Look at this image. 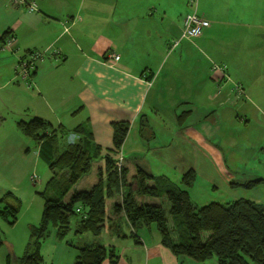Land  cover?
Listing matches in <instances>:
<instances>
[{
	"label": "crops",
	"instance_id": "crops-1",
	"mask_svg": "<svg viewBox=\"0 0 264 264\" xmlns=\"http://www.w3.org/2000/svg\"><path fill=\"white\" fill-rule=\"evenodd\" d=\"M168 2L37 0L38 11L31 13L17 0H0V93L12 92L20 101L24 121L39 116L54 129L68 132L87 124L102 147V156L114 149L112 123L129 122L122 147L128 181L138 168L175 184L177 178L181 183L183 175L193 171L192 200L199 175L213 181L216 189L217 181L232 184L236 173L253 162L263 168L255 170L259 172L251 181L264 185V142L259 147L238 135L250 122L246 112L238 110L240 100L244 99L242 106L254 103L241 82L232 91L224 83L227 73L212 71L210 55L201 50L191 55L183 45H204L217 25L229 20L217 18V3L215 11L202 8L201 16L210 25L200 38L182 39L184 23L173 19ZM6 32L11 34L8 38L17 40L11 52L2 48ZM32 51L44 57L36 62L30 84L16 75L20 61ZM111 52L120 55V60H111ZM68 135H73L70 142L79 139ZM240 142L249 146L248 153L238 150ZM97 160L98 170L102 169L104 159ZM113 221L108 220L98 237L106 236L104 246L117 250L118 264H218L214 259L197 263L176 257L162 245L159 231L152 226L137 232L140 243H136L129 237L133 228L125 216L116 221L120 235L111 230ZM52 236L50 246L57 251L62 243L56 242V232ZM78 254L72 252L66 263L57 264H73Z\"/></svg>",
	"mask_w": 264,
	"mask_h": 264
},
{
	"label": "trees",
	"instance_id": "trees-1",
	"mask_svg": "<svg viewBox=\"0 0 264 264\" xmlns=\"http://www.w3.org/2000/svg\"><path fill=\"white\" fill-rule=\"evenodd\" d=\"M21 6L25 8L26 5ZM9 35V32L4 34L2 44ZM30 53L33 51L27 54L28 57ZM35 74L34 69L25 82L30 83ZM112 128L114 149L102 156V147L95 142L87 124L68 132L62 127L54 129L51 123L39 116L18 123L20 132L39 145L40 155L49 163L52 175L44 191L39 193L45 200L42 218L38 226L30 227L24 256L17 257L9 243L10 252L5 264H47L42 254L43 242L50 237L52 230L56 232L58 241H65L72 232L74 217L78 219L76 234L89 233L98 237L110 218L115 223L111 230L120 235L116 221L122 216L132 226L129 237L136 243H140L137 236L140 229L155 225L162 245L178 258H189L197 263L216 258L218 264H264L263 204L241 198L225 204L211 202L195 207L189 193L196 180L193 171L183 175L180 185L165 176H153L141 168L128 181L124 160L121 170L115 163L130 131V123L114 122ZM70 133L79 139L61 148L62 136ZM99 158L104 159L105 165L98 170L97 182L89 189L72 192L80 179L90 172L93 161ZM255 182L259 181H251L246 186L253 187ZM161 196L168 199L169 211L159 204L139 202L137 198ZM9 198L15 197L11 193L5 195L2 202L6 207L0 209V217L14 225L20 201L15 198L18 207H14L7 202ZM111 199L115 201L109 209L108 201ZM204 233L210 235L204 238ZM4 244L6 241L0 236V248ZM71 245L79 252L74 264L119 263L120 255L114 247Z\"/></svg>",
	"mask_w": 264,
	"mask_h": 264
},
{
	"label": "rangeland",
	"instance_id": "rangeland-1",
	"mask_svg": "<svg viewBox=\"0 0 264 264\" xmlns=\"http://www.w3.org/2000/svg\"><path fill=\"white\" fill-rule=\"evenodd\" d=\"M215 4L218 5L219 11L217 18L219 20H229V22L227 24L219 23L216 32L211 33L210 37L205 39L204 45L199 44L198 47L194 43L187 42L190 43L189 45L183 43L184 46L186 45L185 52L192 55V52L201 50L203 53L210 55L212 71L215 67L222 68L228 76L224 83L231 86L232 91H236L238 83L241 82L246 94L254 103L252 105L259 111L252 107L250 103L242 106L244 99L240 100L241 106L238 110L246 112L250 122L248 126H244L240 130L238 135L247 136L252 140V143L259 144L260 147L261 142H264V0H199L197 13L201 16L202 8L215 11L213 9ZM168 5L172 9L173 19L181 23L182 21L184 23L185 18L189 14H193L196 9L191 0H169ZM182 48L183 46L179 50ZM3 51L11 52L4 48ZM187 63V66H189L191 62L188 60L185 64ZM16 76L18 78V75ZM216 88L220 87L216 86ZM227 90L229 91V89ZM21 107L20 101L13 96L12 92L1 91L0 209L6 207V203L2 202V199L7 193H11L20 201V210L14 225H10L8 221L0 217V236L6 241V244L0 248V264L7 262L10 252L9 243L13 245L17 257L24 256L30 239V227L38 226L42 218L45 200L39 193L44 191L46 183L52 175L49 163L40 155L38 144L24 136L18 129V123L24 120L21 113H19ZM72 138L73 135H66L60 140V147H66ZM240 144L238 150L244 152V154L248 153L249 146L246 142H240ZM98 161L100 160L93 161L90 172L80 179L72 188V192L83 188L89 189L97 182ZM259 168L263 167L250 162L247 169L236 173L238 180L234 179L230 185L223 180L217 181L216 189H214L213 181L209 183V179L199 175L196 188L192 192V200L199 204V207L213 201L228 203L239 198H254V200H258L259 204L264 205V185L255 182L257 184L255 187L246 186L254 179V175L259 172L255 170ZM131 179L132 177H130ZM176 180V184L180 185V180L178 178ZM15 198H9L7 202L14 207H18ZM137 198L139 202L159 204L167 211L170 209V203L166 196ZM113 201L115 200L108 201L109 209ZM77 220V217L72 218V232L74 233H70L65 241H58L55 236L56 242L62 243L61 245L57 244V251L50 246L52 239H54V236H52L55 235L54 230H52L50 237L43 242L42 253L47 264L66 263L68 257H71V253L78 251L71 244H107L108 238L106 236L96 237L89 233L75 234ZM152 227L156 228L155 225ZM125 232H127V229ZM208 235V233H204V237ZM94 241L96 242L93 243ZM64 247L68 249L66 252ZM213 259L217 261L216 258Z\"/></svg>",
	"mask_w": 264,
	"mask_h": 264
},
{
	"label": "built area",
	"instance_id": "built-area-1",
	"mask_svg": "<svg viewBox=\"0 0 264 264\" xmlns=\"http://www.w3.org/2000/svg\"><path fill=\"white\" fill-rule=\"evenodd\" d=\"M18 4L20 5H26L25 9L28 12H37L38 6H37V0H17ZM192 5L196 7L195 12L193 14H189L185 20H184V26L181 38L192 40L200 38L206 28L210 25L209 21L206 20L204 17L200 16L197 13V7H198V0H191ZM16 38L10 37L5 40V43L3 44V48L8 51H13L16 46ZM179 42H176L175 46L178 45ZM44 57L43 53L34 51L33 53H30L28 59L21 60L18 65V77L22 79L23 81L28 80L30 78L31 72L35 69L36 62ZM109 58L113 61H119L120 55H118L115 52H111L109 55ZM214 69L222 70V68L215 67ZM123 155L122 152L119 153L117 161L115 163L116 167L121 170L123 167Z\"/></svg>",
	"mask_w": 264,
	"mask_h": 264
}]
</instances>
